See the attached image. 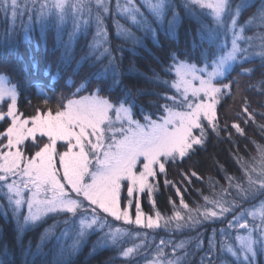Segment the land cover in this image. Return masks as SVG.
<instances>
[{
  "label": "snow or ice",
  "instance_id": "1",
  "mask_svg": "<svg viewBox=\"0 0 264 264\" xmlns=\"http://www.w3.org/2000/svg\"><path fill=\"white\" fill-rule=\"evenodd\" d=\"M254 2L0 0V13L8 21V28L0 33V45L15 49L21 42L30 43L38 29L40 40L35 48L39 52L42 44L48 61L43 72L48 83L34 82L42 104L32 107L28 99L30 115L19 109V82L0 74V126H4L0 131V214L7 218L10 213L15 222L20 264H36L45 241L54 235L56 224L44 229L35 250L31 242L27 246L23 243L25 232L49 216H64V224L71 226L56 237L51 264H69L68 258L95 232L103 235L90 255L97 249L118 247L119 255L129 260L150 246L145 243L147 233L114 226L109 217L152 232H196L180 242L161 237L152 259L145 258V264H192L189 258L197 254L199 264H260L264 257V145L257 144L258 156L248 160L235 155L240 176L229 175L220 165L228 187L211 196L202 195L204 205L190 207L182 190L167 178L169 167L179 168L184 160L206 149L213 136L219 139L226 132L228 140H233V129L246 136L240 123L234 121L229 128L227 116L221 121L219 113L227 100L235 101L239 96V79L256 71L245 67L247 63L258 57L264 69V0L249 18L240 19ZM181 11L198 27L188 50L177 49L168 55L169 63L163 69L166 78L153 72L150 82L163 92L137 91L133 95L124 91L118 95L122 73L114 53L123 49L111 47L107 19L112 17L117 38L142 45L141 38L117 17L155 41L160 32L175 36ZM49 28L55 30L51 49ZM253 29L252 36L245 35ZM90 31L86 54L77 60V41L81 36L87 40ZM205 44L207 47H202ZM57 52L60 55L53 60ZM31 68L39 70L35 58ZM59 84L63 87L56 97ZM249 88L264 95V71ZM145 95L156 97L150 101L155 111H136L135 97ZM236 119L245 125L255 122V110H250L247 98L242 99ZM259 127L264 132V125ZM179 175L188 183L193 176L201 179L195 171ZM161 176L164 188H175L180 197L179 206L169 198L170 216L159 210L155 199ZM209 184L215 189L218 181L210 178ZM145 197L151 205L149 213L142 208ZM206 225L212 229L205 237L200 229ZM69 237L71 243L65 246L62 238ZM132 237L143 239L123 247L121 242ZM166 248H171L170 254ZM0 264H16L15 259H8L6 246Z\"/></svg>",
  "mask_w": 264,
  "mask_h": 264
},
{
  "label": "trees",
  "instance_id": "2",
  "mask_svg": "<svg viewBox=\"0 0 264 264\" xmlns=\"http://www.w3.org/2000/svg\"><path fill=\"white\" fill-rule=\"evenodd\" d=\"M260 0H255L253 7L246 10L241 17L245 19L250 16L258 7ZM182 21L179 25L175 36H170L164 32H160L155 41L150 40L148 37H143L142 45H131L122 39L117 38L115 35V29L109 22L107 24L109 30V36L111 40V47L116 49L117 47L123 49L122 52H115L117 59L120 60V71L122 73V85L117 90L118 95H122L124 91H130L133 95L137 91L142 92H163V88L157 87L154 83L150 82L153 72L159 73L161 78H166L163 75V69L168 61V55L177 49L181 51L188 50L191 45L192 38L196 34L198 25L194 21H190L187 17L183 16L181 11ZM252 32V31H250ZM55 32L53 28L47 30V40L49 49L52 48L54 43ZM89 34L87 40L84 37H80L75 46V59H79L81 55H84ZM40 40V34L36 31L32 33L30 43L21 42L15 49L0 45V74L6 75L13 82H19L22 95L19 97V109L22 113L30 115L32 113V107L42 104V101L37 98V90L34 87L35 81H41L45 84L48 83L44 77L43 72L47 67L48 61L43 56V45L41 44L39 52L36 51L35 45ZM199 44V40H197ZM203 47V46H202ZM60 55L59 52L52 57L53 60ZM35 58L39 65V70L31 68L32 59ZM105 63L107 61L105 60ZM99 67V65H97ZM245 67L256 69V71L249 77L244 75L239 79L240 94L235 101L229 99L225 102L222 108H220V118L223 121L227 116L228 126L230 128L232 122L240 123L241 127L245 129L246 136H240L232 131L233 140H228V133H222L220 138L217 139L213 136L207 143L206 149H201L191 159H186L177 167H169L168 180L174 181L175 184L182 190V196L190 207H195L196 204L204 205L205 201L203 196H211L213 192H220V188H227L228 184L224 180V171L221 170L220 165H223L224 169L229 175L240 176L238 171V165L235 162V155L239 154L244 157L245 160L251 157L258 156L256 145H264V132L261 131L259 125H264V119H261V114L264 113V95H261L257 90L249 88V85H255L261 79V71L259 58H254L251 62L247 63ZM84 70H87V64L84 65ZM231 75L235 76V72ZM63 84L56 86L55 96L59 97L61 94V88ZM235 91V88L233 89ZM247 98L250 103V110H255V122L249 121L246 125L243 120H237L236 114L241 111L242 99ZM31 99L32 107L28 106L27 100ZM136 99V111H155L150 107V101H154L156 97L145 95L143 97H135ZM55 105V98L53 99V106ZM231 107V111H228ZM6 108V105H5ZM4 126H0V131ZM223 127V123H221ZM255 141V143H253ZM188 171L189 174L195 171L201 179H197L195 176L191 177V183L182 181L179 175L180 172ZM212 181H218L215 189L209 184V179ZM160 191L155 194V199L159 210L170 216L171 204H169V198H173L176 205L179 206L180 197L176 196L175 188H164V177L159 178ZM247 207V205H245ZM142 208L145 213H149L151 205L145 197L143 199ZM134 209L132 208V211ZM64 216H49L46 217L43 222L34 228H30L23 235V243L25 246L31 242L32 249H36V245L40 242V236L42 231L49 226L51 222L64 220ZM59 223L55 229L54 235L47 241L42 249V254L36 257V264H51L53 260V251L56 249L54 243L55 237L59 232ZM217 228L220 225H216ZM16 227L12 221L10 215L5 218L0 214V260L4 259L5 246L8 252V259H15L16 264H20L22 259L20 249L16 244ZM212 226L206 225L203 228V232L206 234L211 232ZM163 231L151 230L145 231L147 238L151 237V242L157 238ZM179 237L190 236V238L196 235L195 231H186L178 233ZM154 237V238H153ZM93 235L88 236L80 250L74 255L68 258L69 264H140L141 258H144V252L140 255L134 256L129 260H125L119 256L120 248L107 247L99 249L95 254L90 255L91 242ZM55 244V245H54ZM206 244V239H205ZM192 245V244H191ZM124 247L125 244H122ZM192 263L196 261L194 257ZM260 264H264L262 257L260 258Z\"/></svg>",
  "mask_w": 264,
  "mask_h": 264
},
{
  "label": "rangeland",
  "instance_id": "3",
  "mask_svg": "<svg viewBox=\"0 0 264 264\" xmlns=\"http://www.w3.org/2000/svg\"><path fill=\"white\" fill-rule=\"evenodd\" d=\"M177 3H179V0H177ZM113 4H114V0H113ZM252 15V14H251ZM250 15V16H251ZM250 16H247L245 19H247V18H249ZM24 19L25 20H27V16H25L24 17ZM117 19H119L120 20V23H122V24H124L126 27H128V28H130L134 33H135V35L136 36H138V37H140L141 38V40H142V42H143V37L145 36V37H148L150 40H153L152 39V37L151 36H146L143 32H141V31H139V30H137L133 25H131L128 21H126V20H124V19H122V18H119V17H117ZM240 19H242V18H240ZM245 19H243V20H241V22H243ZM111 23L112 24V17H109L108 19H107V24L108 23ZM17 30L19 31V19L17 20ZM68 28H70L71 27V25L69 24L68 26H67ZM112 27H113V25H112ZM8 28V21H6V19H5V17H4V15L2 14V13H0V33H4L5 32V30ZM114 28V27H113ZM115 29V28H114ZM253 31H256V29H253L252 30V32H250V31H248L245 35L246 36H252L253 35ZM36 32L37 33H39V30L37 29L36 30ZM54 32H55V30H54ZM40 34V33H39ZM115 35H116V30H115ZM83 37V36H82ZM91 38H92V32L90 31L89 32V39H88V41H90L91 40ZM154 41V40H153ZM127 43H130L131 45H133L130 41H127ZM256 43H258V41L256 42ZM87 45V44H86ZM203 47H207V44H205V45H203ZM228 47H230V43L228 44ZM86 49H87V47H86ZM86 54V50H85V53H84V55ZM258 58V57H257ZM3 75V74H2ZM3 203H5L6 204V202H3ZM133 211H132V209L130 210L131 211V214H132V217H133V219H134V213H135V208L133 207ZM9 215H10V217H11V214L9 213ZM11 219H12V217H11ZM109 219V221L114 225V226H118V227H123V228H128V229H130L133 233H137V232H139V233H145V231H147L148 229H140V228H138V227H136L135 225H124L122 222H117V221H115V220H112V218L111 217H109L108 218ZM13 221V220H12ZM64 220H61V221H54V222H51L50 224H49V226H51V225H53V224H56V225H58L59 223H61L59 226H60V229H59V232H58V234L56 235V237H58V236H60V234H61V232H63V230L66 228V227H71L70 225H65L64 224V222H63ZM14 222V221H13ZM14 225H15V222H14ZM48 226V227H49ZM15 227H16V225H15ZM47 227V228H48ZM158 230H160V231H163L162 233H160V235H158L157 236V238L156 239H154V242L152 243L151 242V237H149V238H147V240L145 241V243H147L148 245H150L149 247H146V248H143V249H141V252H144L143 254V256H144V258H141V262H140V264H145V258H147V259H152V256H153V254H154V250H155V247H156V245H158V244H160V242H161V237H163L165 240H172V241H174V242H180V241H182V240H188L189 238H190V236H183V237H179L178 235V233H180V232H168V233H166L163 229H158ZM201 230H203V229H200V231ZM105 232L107 231V229H105L104 230ZM187 230H185V231H182V232H186ZM44 232V230L42 231V233ZM205 233V232H204ZM210 233V232H209ZM90 235H93V238H92V242H91V249H93V245L96 243V241L101 237V235H103V233H101V232H95V233H92V234H90ZM89 235V236H90ZM206 236H207V234H206ZM56 237H55V240H54V243L56 244V246H57V240H56ZM193 237V236H192ZM88 238V237H87ZM143 239V237H141V238H139V239H137V238H135V237H132V238H127V239H125L124 241H122L121 243L122 244H125V246L124 247H131L133 244H139V243H141V240ZM62 243L65 245V246H67L68 244H70L71 243V237H69L68 239H64V238H62ZM54 244V245H55ZM84 244V243H83ZM82 244V245H83ZM205 246H206V244H205ZM194 247V242H193V244L192 245H189V250H191L192 248ZM97 250H99V249H97ZM92 251V250H91ZM165 252H167V253H171V248H166L165 249ZM181 254H183V253H181ZM120 256V255H119ZM121 257V256H120ZM194 257H196V261H195V263L194 264H199V254H197L196 256H194ZM194 257H190L189 259L191 260V261H194V260H192ZM262 260H263V262H264V257H262ZM193 264V263H192Z\"/></svg>",
  "mask_w": 264,
  "mask_h": 264
}]
</instances>
